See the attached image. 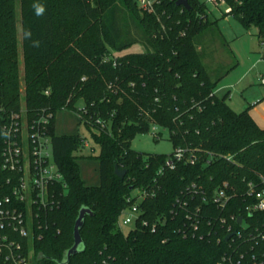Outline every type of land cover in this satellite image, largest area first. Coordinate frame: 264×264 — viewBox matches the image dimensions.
<instances>
[{
	"label": "trees",
	"instance_id": "1",
	"mask_svg": "<svg viewBox=\"0 0 264 264\" xmlns=\"http://www.w3.org/2000/svg\"><path fill=\"white\" fill-rule=\"evenodd\" d=\"M226 2L231 7L226 15H234L247 29L256 27L262 44L264 0ZM34 3L45 7L42 16L34 14ZM188 3L186 8L177 0H156L154 10L147 12L137 0H0V107L10 112L21 106L20 14L28 116L52 115L54 159L67 185L36 218L34 264H64L83 206L93 212L81 229L84 249L65 264H220L232 252L226 225L203 221L192 235L187 214L207 206L202 198L210 200L225 183L241 194L250 182L264 188V129L249 108L237 112L226 96L215 93L237 64L221 75L208 69L204 49L212 32H218L221 46L228 44L217 20L210 19L208 5ZM134 43L146 50L111 53ZM62 110L76 113L100 146L98 185H88L80 175L78 160L85 156L77 153L84 138L55 131ZM154 125L168 131L173 148L195 149L198 162L182 161L159 173L167 154L132 148L133 139ZM115 166L126 169V175L117 176ZM137 189L155 190L140 205L149 227L138 222L126 234L118 220ZM244 205L239 196L228 211ZM208 208L203 215L220 214ZM255 218L264 231V215ZM155 222L158 229L152 233ZM259 246L264 251V240Z\"/></svg>",
	"mask_w": 264,
	"mask_h": 264
},
{
	"label": "built area",
	"instance_id": "2",
	"mask_svg": "<svg viewBox=\"0 0 264 264\" xmlns=\"http://www.w3.org/2000/svg\"><path fill=\"white\" fill-rule=\"evenodd\" d=\"M137 2L141 9L151 12L156 0ZM204 2L216 5L227 3L226 0ZM230 11L229 6L227 12ZM262 45L264 46V42ZM0 113V264H34L35 252L31 242L36 218L41 211L52 207L55 198L67 190L64 176L54 159L49 130L52 115L43 111L36 118H30L27 107L22 106L10 112L0 107ZM157 127L154 125L151 130L155 131L154 134L158 138L160 133L156 132ZM82 143L83 146H88L85 139ZM213 158L211 155L208 163ZM227 158L231 159L230 156ZM198 160L195 149L176 147L168 155L165 166L159 173H162L164 168L175 169L179 162L194 165ZM262 183L264 184V178ZM193 191L200 197L201 193L195 185ZM154 193L155 190L147 189H137L133 192L128 198V207L122 211L118 220L121 229L123 225L130 224L136 227L138 222L144 227H149V223L141 217L140 205L148 195ZM239 196L245 202L244 207L239 206L237 210L229 212L230 202ZM202 202L207 205L204 207H214L220 214L215 217L214 214L205 212L203 215L204 207L196 206L194 212L187 214L189 233L195 235L199 232L203 221L208 225L213 222L226 225L227 236L231 235L230 247L233 250L223 256L220 264H264V251L259 246L264 240V231H259L255 218L258 214L264 215V188L259 190L250 182L246 191L241 194L225 183L216 189L210 200L204 196ZM150 229L155 233L158 223H153ZM184 234L187 235L186 232Z\"/></svg>",
	"mask_w": 264,
	"mask_h": 264
},
{
	"label": "rangeland",
	"instance_id": "3",
	"mask_svg": "<svg viewBox=\"0 0 264 264\" xmlns=\"http://www.w3.org/2000/svg\"><path fill=\"white\" fill-rule=\"evenodd\" d=\"M201 2L205 0H199ZM210 19L217 20L228 46L225 48L220 45V36L217 31L213 33V39L205 45L206 64L208 69L215 71L216 75L225 73L231 69L218 83L216 93L219 96H226L229 105L240 112L244 109H252L251 103L254 100L263 99L258 106H264V46L256 35V27L247 29L234 15H226V4L208 3ZM17 36H18V58L20 61L21 74V106L26 107V94L23 81L24 74V54L22 49L20 14L17 15ZM228 48V49H227ZM232 50V55L228 50ZM146 46L134 43L132 46L122 50H111L114 56L125 55L130 52H143ZM82 106V103H80ZM55 131L57 134H79L87 142L88 146H83L78 151V155L85 156L78 160L79 171L82 179L88 185H98L100 183L97 156L100 153V146L95 141L92 131L82 123L76 113L68 110L59 111L55 119ZM158 138L155 131L138 134L132 141V148L138 152L171 154L174 150L173 144L169 139L166 129L157 127ZM156 136V137H155ZM90 156V157H86ZM134 227V224L123 225L122 230L127 234Z\"/></svg>",
	"mask_w": 264,
	"mask_h": 264
},
{
	"label": "water",
	"instance_id": "4",
	"mask_svg": "<svg viewBox=\"0 0 264 264\" xmlns=\"http://www.w3.org/2000/svg\"><path fill=\"white\" fill-rule=\"evenodd\" d=\"M177 5L184 6L186 8L190 7L188 0H177ZM126 173H127L126 169H120L118 166H115V174L117 176L122 178L126 175ZM92 214H93L92 210L86 206L81 207V209L79 210V215L74 225V244L70 249L66 251L65 260L63 262L64 264L67 263L73 255L77 254L78 252L84 249V243L81 236V229L84 225L86 216ZM239 222H241V218L239 219ZM230 236L231 235H228L226 237V240H228Z\"/></svg>",
	"mask_w": 264,
	"mask_h": 264
},
{
	"label": "crops",
	"instance_id": "5",
	"mask_svg": "<svg viewBox=\"0 0 264 264\" xmlns=\"http://www.w3.org/2000/svg\"><path fill=\"white\" fill-rule=\"evenodd\" d=\"M264 78V77H263ZM262 78V79H263ZM264 84V83H262ZM216 93V91H215ZM217 94V93H216ZM218 95V94H217ZM263 99L254 100L251 103V106H254L252 109H250V114L254 118V120L257 122V124L264 129V106H258ZM235 110V109H234ZM243 111V110H242Z\"/></svg>",
	"mask_w": 264,
	"mask_h": 264
},
{
	"label": "clouds",
	"instance_id": "6",
	"mask_svg": "<svg viewBox=\"0 0 264 264\" xmlns=\"http://www.w3.org/2000/svg\"><path fill=\"white\" fill-rule=\"evenodd\" d=\"M32 8L34 9V14L36 16H42L45 13V7L41 4L34 3Z\"/></svg>",
	"mask_w": 264,
	"mask_h": 264
}]
</instances>
